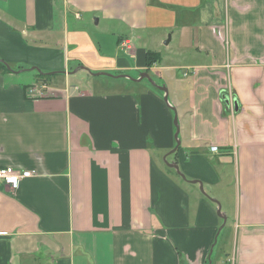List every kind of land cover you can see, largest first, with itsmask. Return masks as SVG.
Instances as JSON below:
<instances>
[{
  "label": "crops",
  "instance_id": "1",
  "mask_svg": "<svg viewBox=\"0 0 264 264\" xmlns=\"http://www.w3.org/2000/svg\"><path fill=\"white\" fill-rule=\"evenodd\" d=\"M148 27L168 28L170 43L140 46ZM148 50L162 57L150 68ZM0 58L44 71L158 68L180 123L167 160L228 203L232 255L228 231L211 264H264V0H0ZM18 73L0 69V167L35 174L17 190L0 180V264H208L223 219L166 164L176 127L164 93Z\"/></svg>",
  "mask_w": 264,
  "mask_h": 264
},
{
  "label": "rangeland",
  "instance_id": "2",
  "mask_svg": "<svg viewBox=\"0 0 264 264\" xmlns=\"http://www.w3.org/2000/svg\"><path fill=\"white\" fill-rule=\"evenodd\" d=\"M168 30H169L168 28L161 29V28L148 27L147 30L142 31L140 33V35H138L139 38H142L138 43H139L140 46H143V47H146V48H152V49L162 48L161 42H164L165 40H167L169 38V36H170L169 34H171V32L168 31ZM95 37L97 39H99V37H101V36L100 35H95ZM99 43L101 44V47H102L103 51H105L108 48L103 41L99 40ZM109 50H110V47L108 48V51ZM0 59H2V58H0ZM21 66H23L22 69H18L17 66L15 68L13 67L16 72H19L16 77L21 82H24L25 84L33 83L36 80V77L38 76V71L37 70H31V68L33 66H37V65L24 64V65H21ZM37 67H39V66H37ZM77 67L78 66H76L74 68V70L77 69ZM39 68L45 73L52 72V71H44L45 69L44 68L42 69V67H39ZM158 70H159L158 68L153 70L151 72L152 74H150V76L154 79V81L156 83L163 84V82L160 81V79L155 74L156 71H158ZM109 73L115 74L112 71H109ZM128 74L131 75L132 77H137L139 75V72H137L136 70H130L128 72ZM57 77H55V78H57V81H56L57 83H63L64 82L61 74H58ZM55 78H53V81H52V83H50V85L54 84V79ZM72 79H73V81L75 80V83H77L78 85H80L82 87L85 86L86 84L91 83V82H95L94 86L97 89V91L104 92V93L121 92V91L129 92V91H132V90L136 89L135 86H133L134 85L133 83L127 82L126 80H124L122 78H113V77H108V76H92L86 70L78 71ZM112 83H113L114 86H110V84H112ZM124 83H127V85H129V87H125L124 85H126V84H124ZM143 83L150 85V87H155L147 79H143ZM168 92H169V89H168ZM169 100H172V95L169 96ZM227 204L228 203H223V204L221 203L222 212H224V210H227ZM231 225H232L231 221L228 222L226 227H224L225 229L222 230V232L220 233V235L218 237L217 244L215 245V248H214V255L215 256L217 255L216 260H217L218 257H219L218 260H220L222 258V256L219 255L220 254L219 249H220L221 246H223L224 241L228 237H230V240H229L228 244L225 247H226L227 253L230 254V257L232 255L233 230L231 228ZM228 231H229L230 234H228L226 236V239H225L224 237H225V235H226V233Z\"/></svg>",
  "mask_w": 264,
  "mask_h": 264
},
{
  "label": "water",
  "instance_id": "3",
  "mask_svg": "<svg viewBox=\"0 0 264 264\" xmlns=\"http://www.w3.org/2000/svg\"><path fill=\"white\" fill-rule=\"evenodd\" d=\"M97 22V21H96ZM171 41V37L169 36V38L165 41V44H169ZM0 62L4 63L7 67V69L10 71H13L14 69L3 59H0ZM31 70H37L38 73L40 74H56V73H61V74H75L77 73L79 70H86L87 72H89L91 75L93 76H108V77H113V78H127L131 81H134V82H139L143 79H147L149 82H151L155 87H157L159 90H161L163 93H164V100L170 105V107L174 110L175 114H174V124H175V127H176V131H175V140H176V145L174 146V148L169 151V153L167 155H165V160H166V164L170 167V168H173L175 169L176 173L183 179L185 180L186 182H189V183H192V184H198L199 185V188L201 190V192L203 194H205L206 196H208L209 198H211L215 203H217L218 205V214L219 216L223 219V223L218 231V234L215 238V241H214V244L211 248V253H210V257H209V263L208 264H211L212 263V254H213V250H214V247L215 245L217 244V240H218V237H219V233L221 232V230L225 227L226 223H227V215L222 212L221 210V203L219 200H217L216 198L214 197H211L207 194L206 190H205V187L203 185V183L199 180H196V179H188L185 174L180 170V167L179 165L177 164V162L175 161H168L167 160V157L171 154H174L178 151L180 145H181V139H180V123H179V117H178V112H177V109L169 102V92H168V88L165 84H158L154 81V79L150 76V74L147 72V71H143V72H140L139 75L137 77H132L131 75H129L128 73H120V74H112V73H109L107 71H92L91 69L87 68V67H84V66H78L77 69H73L71 71H52V72H49V73H45L43 72L39 67L37 66H33L31 68ZM15 71V70H14ZM236 106H237V103H236Z\"/></svg>",
  "mask_w": 264,
  "mask_h": 264
},
{
  "label": "built area",
  "instance_id": "4",
  "mask_svg": "<svg viewBox=\"0 0 264 264\" xmlns=\"http://www.w3.org/2000/svg\"><path fill=\"white\" fill-rule=\"evenodd\" d=\"M125 48L127 50L132 49V43L129 40L125 41ZM35 86L31 87L30 91L37 94L38 92H40V90L38 87ZM43 88L48 89L46 85H43ZM211 149L213 151H218L217 146H213ZM34 174V171L18 170L11 166L0 167V180L4 181L7 185H9L12 190H17L19 188L22 179L33 176Z\"/></svg>",
  "mask_w": 264,
  "mask_h": 264
},
{
  "label": "trees",
  "instance_id": "5",
  "mask_svg": "<svg viewBox=\"0 0 264 264\" xmlns=\"http://www.w3.org/2000/svg\"><path fill=\"white\" fill-rule=\"evenodd\" d=\"M161 58L162 57H161L160 53L148 50L146 52V66L149 68L152 67L155 63L159 62L161 60ZM0 69H3L4 71H9L6 67V65L2 62H0ZM18 69H21V68H18ZM58 74H60V73L48 74V75L38 73L37 81L50 84V83H52L53 78L57 77ZM170 170L176 174V171L174 169H170Z\"/></svg>",
  "mask_w": 264,
  "mask_h": 264
},
{
  "label": "bare ground",
  "instance_id": "6",
  "mask_svg": "<svg viewBox=\"0 0 264 264\" xmlns=\"http://www.w3.org/2000/svg\"><path fill=\"white\" fill-rule=\"evenodd\" d=\"M43 84V83H42Z\"/></svg>",
  "mask_w": 264,
  "mask_h": 264
}]
</instances>
